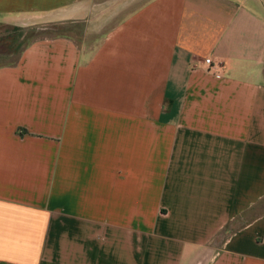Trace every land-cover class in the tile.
I'll return each instance as SVG.
<instances>
[{
    "label": "crops",
    "instance_id": "crops-1",
    "mask_svg": "<svg viewBox=\"0 0 264 264\" xmlns=\"http://www.w3.org/2000/svg\"><path fill=\"white\" fill-rule=\"evenodd\" d=\"M58 12L0 66V264H264V0H0Z\"/></svg>",
    "mask_w": 264,
    "mask_h": 264
},
{
    "label": "rangeland",
    "instance_id": "rangeland-1",
    "mask_svg": "<svg viewBox=\"0 0 264 264\" xmlns=\"http://www.w3.org/2000/svg\"><path fill=\"white\" fill-rule=\"evenodd\" d=\"M63 18L62 12H58L48 16L32 17L22 21H17L16 23H0V40L16 28V32H18L20 37V43L24 42L28 44L33 40L42 37L62 35L64 32L72 30L71 24L64 21ZM14 58L15 56L0 54V66L10 64ZM262 206L264 208V202ZM263 208L259 210L262 211Z\"/></svg>",
    "mask_w": 264,
    "mask_h": 264
},
{
    "label": "trees",
    "instance_id": "trees-1",
    "mask_svg": "<svg viewBox=\"0 0 264 264\" xmlns=\"http://www.w3.org/2000/svg\"><path fill=\"white\" fill-rule=\"evenodd\" d=\"M17 31V28L13 31H11L7 36L3 37L0 40V54H5L8 56H15L14 60L10 62V64H4V65H12L15 64L22 51L26 48V46L29 44L24 42H19L20 37ZM21 34V33H20ZM28 38V37H26Z\"/></svg>",
    "mask_w": 264,
    "mask_h": 264
},
{
    "label": "built area",
    "instance_id": "built-area-1",
    "mask_svg": "<svg viewBox=\"0 0 264 264\" xmlns=\"http://www.w3.org/2000/svg\"><path fill=\"white\" fill-rule=\"evenodd\" d=\"M206 62L210 64L212 62V59L211 58H207Z\"/></svg>",
    "mask_w": 264,
    "mask_h": 264
}]
</instances>
